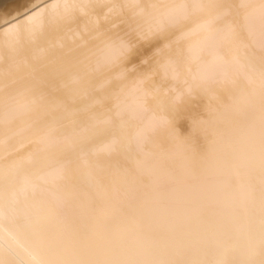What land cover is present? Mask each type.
<instances>
[{"label":"bare ground","instance_id":"6f19581e","mask_svg":"<svg viewBox=\"0 0 264 264\" xmlns=\"http://www.w3.org/2000/svg\"><path fill=\"white\" fill-rule=\"evenodd\" d=\"M6 1L0 264H264V0Z\"/></svg>","mask_w":264,"mask_h":264},{"label":"rangeland","instance_id":"374dc122","mask_svg":"<svg viewBox=\"0 0 264 264\" xmlns=\"http://www.w3.org/2000/svg\"><path fill=\"white\" fill-rule=\"evenodd\" d=\"M8 1H9V2H8ZM15 1H17V0H11V2H10V0H7L6 2H7L8 4H9V3H12L11 5H14V4H17V3H18V2L16 3ZM20 1H21V0H19V3H20ZM13 2H15V3H13ZM3 5H4L3 7L1 6L2 9H3V11L6 10V9H8V8L11 6L10 4L7 5L6 3L3 4ZM5 6H6V7H5ZM7 6H8V8H7ZM4 7H5V9H4Z\"/></svg>","mask_w":264,"mask_h":264}]
</instances>
